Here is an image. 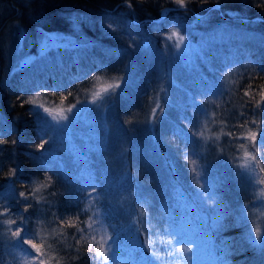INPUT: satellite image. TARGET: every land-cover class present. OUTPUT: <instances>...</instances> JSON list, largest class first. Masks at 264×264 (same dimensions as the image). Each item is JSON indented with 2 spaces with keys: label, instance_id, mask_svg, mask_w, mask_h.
I'll return each instance as SVG.
<instances>
[{
  "label": "trees",
  "instance_id": "obj_1",
  "mask_svg": "<svg viewBox=\"0 0 264 264\" xmlns=\"http://www.w3.org/2000/svg\"><path fill=\"white\" fill-rule=\"evenodd\" d=\"M258 4L264 5V0H194L185 11L177 9L173 0H0V136L7 141L0 145V213H7L0 215V264H13L10 248L31 251L12 235L18 225L23 226L22 235L39 229L47 236L32 238L46 253L34 259L31 251L32 264H39V259L50 264H97L84 222L89 219L90 203L99 206L100 200L68 180L64 170L59 172L45 158L46 151L36 149L44 132L48 139V131L36 104L28 102L40 97L49 104H73L100 76L129 77L124 92L131 104L117 109L125 122L132 121L134 111L145 118L149 102L161 93L162 98L166 89L173 95L168 106L161 100L162 119L156 122L157 111L149 128L144 123L121 131L127 154L121 173L128 171L133 177L137 173L135 197L143 189L153 199L154 192L172 183L187 194L188 190L211 191L217 201L223 200L221 190L226 195L236 193L229 196L232 199L241 197L237 185L226 178V174L234 176L236 168L225 158L235 159L246 150L256 156L260 179L264 178L260 171L264 149L258 151L243 139L249 128L264 129V11ZM74 19L79 33L73 31ZM37 30L90 42L89 63L84 66L83 61L73 60L30 78L14 76L6 81L3 60L15 45V33ZM173 30L203 47L196 66L185 69L165 63L170 74L159 79L163 65L157 55L171 45L168 37ZM159 55L170 58L169 53ZM170 77L175 83L171 89L167 88ZM197 113L203 114L201 120H195ZM221 131L226 135L217 141ZM160 162L164 167L154 166ZM151 174L157 180L150 179ZM197 175L203 183L200 189ZM227 214L224 234L231 236L227 244L234 248L228 264H264L254 246L241 237L247 230L235 215Z\"/></svg>",
  "mask_w": 264,
  "mask_h": 264
},
{
  "label": "rangeland",
  "instance_id": "obj_2",
  "mask_svg": "<svg viewBox=\"0 0 264 264\" xmlns=\"http://www.w3.org/2000/svg\"><path fill=\"white\" fill-rule=\"evenodd\" d=\"M41 32L37 30L26 32V34H24L25 32L15 33V45L9 51L7 50L6 61L3 60L8 71L6 81L14 76L30 78L40 71L46 72L73 60L83 61L84 66L89 63L90 42L71 35ZM79 32L81 31L77 29L76 33ZM41 34L51 35L52 44L50 46L56 48L45 56L40 55ZM186 42L189 47L178 52L176 37H172L169 48L159 53H169V60H166L165 56L157 55L163 65V69L160 71L163 74L158 75L159 79L170 74L165 63L169 62L171 66L179 68L184 66L185 69L191 65L196 66V60L200 56L203 46L187 40ZM27 57H31L32 62L26 61L29 64L23 66L22 61ZM114 70L113 66L110 71ZM127 78L129 77H97L84 92L78 95V100L73 104L62 102L49 104L40 97L38 98L40 100L35 102L45 128L47 120L52 125L46 129L48 143L44 150L47 156L45 158L48 162H54V167L59 172L64 170L67 179L77 184V187L81 186L88 193L91 191L93 200L95 197L100 200L99 206L93 202L90 203L89 219L84 222L88 231L86 237L91 241L93 249L96 251V242L106 235L112 237V240L108 245H105V249L108 250L111 245L109 256L111 257L115 253L113 260H109V264H149L142 253L150 256L153 264H228V258L232 254L230 251L234 250L231 247L230 249L227 244L232 241L231 236L224 234L223 221L228 212L235 215L234 218L241 223L243 231L247 230L241 236L247 240V243L250 239L255 238L254 229H261L260 243L251 244L250 247L254 246L261 259L264 260V188L259 183L260 176L256 163L253 160H245L243 151L235 159L225 158L236 168L233 171L234 176L230 173L226 174V178L231 179V184L237 185L235 191L240 193L241 197L237 195L232 199L229 196H234L236 193L226 195L221 190L223 200L217 201L211 191L206 193L202 190H188L191 198L189 200L185 196L187 192L174 188L176 187L174 183L169 184L164 190L160 189L159 192H154L153 199H149L148 192L143 189L137 192L139 197L134 196L135 191L138 190L135 186L138 184L136 183L137 173L134 177L128 171L121 173L122 165L127 161L126 145L121 138V131H124L125 126L130 128L129 130L143 127L144 123L149 128L151 124L153 125L152 121L157 111H159V117H156V122L162 119L161 113L164 109L161 106L162 98L168 106V103H173L170 99L173 95L166 89L162 98L160 97L161 93L149 102L145 118H141L138 111H134L131 115V117L134 116L132 121L125 122L123 115H120L117 109L126 107L128 103L131 104L128 100L129 96L124 92L128 86L125 84L129 80ZM169 81L167 88H174L175 83L172 77ZM113 84L119 85V87L108 88L107 91H104L105 87ZM159 85H161L160 89L164 87L162 81ZM96 93L99 95H95ZM40 105L43 107H39ZM73 106H75L76 116L67 111L69 107ZM44 107L54 110L64 109L63 114L70 117V120L61 121L57 125L56 120L43 111ZM167 108L169 109V107ZM202 117L203 114L197 113L195 120H201ZM225 132L216 134L217 141L223 139V136L226 135ZM248 143L252 145L251 141ZM239 149L241 150V148ZM160 165L164 167L161 162L154 164L157 168ZM224 178L225 175L221 176V179ZM150 179L157 180L154 179L153 174ZM166 179L168 178L166 177ZM195 180L193 178V185ZM197 181V185H195L200 189L203 183L198 175ZM92 184L95 185V188L91 187ZM96 186H102L100 191L96 189ZM202 193H206V195H202ZM249 197L253 201L250 204L247 203ZM190 201L201 207H195ZM225 210L228 211L225 212ZM142 211L146 215H142ZM209 216L222 217L217 228L208 227L206 220ZM170 224L174 225L173 231L169 227ZM175 234H178L185 243L196 242L193 260L188 259L190 253L176 251ZM236 235L238 234L236 233ZM24 236H31L35 241L47 237L39 229L32 231L29 235L26 232ZM142 243L143 249H141ZM26 249L31 248L26 245ZM31 251L34 252L32 249ZM31 251L23 253L15 246L9 249V256L12 257L13 264H32L34 260L30 257ZM97 264L100 262L97 261Z\"/></svg>",
  "mask_w": 264,
  "mask_h": 264
},
{
  "label": "snow or ice",
  "instance_id": "obj_3",
  "mask_svg": "<svg viewBox=\"0 0 264 264\" xmlns=\"http://www.w3.org/2000/svg\"><path fill=\"white\" fill-rule=\"evenodd\" d=\"M186 4V0H176L175 5L177 6V9H181V7L185 6ZM258 7H261V9H264V5L258 4ZM167 9H165L162 12V16L165 17L167 14ZM72 26H73V31H75L78 27H79V22L78 20L74 19L72 21ZM42 38L40 40V55L41 56H45L47 54H49V52L53 49L50 45L52 44L51 41V35H45V34H41ZM172 37H176L177 43H176V48H178V52L179 51H184L186 48L189 47V44L186 42L185 40V35L181 34L178 31L173 30L171 33V36L168 37V39H172ZM183 46V48H182ZM145 48L148 47L147 44L144 45ZM26 61H28L29 63L32 62V58L31 57H27L22 61L23 66H27L29 63H26ZM114 87H119V85H108L107 87L104 88V91H107L108 88H114ZM95 95H99V93H96ZM245 95H248V93L246 92ZM95 99V96H94ZM261 100L262 102H264V93L261 94ZM28 103L30 104H34L35 101H29ZM63 103V101H62ZM195 101H193V105H195ZM39 107H43V105H40ZM75 106L73 107H69L67 109L68 112H72L73 116H76L77 113L74 111ZM38 110V108L36 109ZM43 111L45 113H48L49 115H51L53 117L54 120H56L57 125H59L61 123V121H67L70 120V117L64 115V109H58V110H54V109H49L44 107ZM251 123L253 125H255L257 122L255 120L251 121ZM51 122H49L47 120L46 123V129L50 128ZM243 126V125H242ZM187 135H192L195 136V133H187ZM201 135H203L201 133ZM243 139H247L249 141H251V144L254 148H256L258 151L261 149H264V129H260L259 131H254L251 128H249L247 130V136L243 137ZM6 139L3 136H0V145H4ZM48 143L47 139H46V133L44 132V134H42L41 136V142L38 144V147L40 149L41 152H43L45 150V145ZM244 158L245 160H256V156L251 155L247 150L244 152ZM261 172H264V167L260 168ZM12 176L16 175V172H12L11 173ZM259 183L264 184V178H261ZM91 187L95 188V185L92 184ZM20 197H24V193H20L19 194ZM89 195H91V193H89ZM202 195H206V193H202ZM25 199H27L25 197ZM244 207H246L244 205ZM25 211H27V208H25ZM142 215H146V213H144L143 211L141 212ZM0 215H4L7 216V213H0ZM221 218H217V217H213V216H209L206 220V223L208 225L209 228L211 229H215L218 226V223L220 221ZM9 224H12L13 221L9 220L8 221ZM69 226H72L71 222H68ZM169 227L172 229H174V225L170 224ZM23 232V226L22 225H18L16 230H13L12 235L19 237L20 240L22 241L23 244L28 245L35 253V258H39L42 256H46V253L43 252L42 246L36 242H34V240L30 237L24 236L22 235ZM257 233L260 235V240L262 239L261 236V229L257 228ZM93 239H95L93 237ZM175 239L177 241V247H176V251L181 252V253H190L191 255L188 257L189 260H193L194 259V253L196 251V242L195 241H189L187 243L183 242L181 237L178 234H175ZM112 240V237L109 236H103L101 237L100 241H97V248L95 251V258L100 262V264H109V260L114 258L115 253H113V255L110 257L109 256V251H111V245H109L108 250L105 249V245L109 244V241ZM169 243H172V241H169ZM249 243L252 245H256L257 244V239L256 236L253 239L249 240ZM260 243V241H259ZM144 248L143 243L141 244V249ZM142 255L148 260L149 264H153L152 258L148 255H145L142 253ZM153 255H155L153 253ZM39 264H50V262L46 259H39Z\"/></svg>",
  "mask_w": 264,
  "mask_h": 264
},
{
  "label": "clouds",
  "instance_id": "obj_4",
  "mask_svg": "<svg viewBox=\"0 0 264 264\" xmlns=\"http://www.w3.org/2000/svg\"><path fill=\"white\" fill-rule=\"evenodd\" d=\"M173 2L175 3L176 0H173ZM191 2H194V0H186V4H185V6L181 7V9L186 11V10H187V4H188V3H191ZM202 2H206V0H202ZM129 7H131V5H129ZM257 7H258V6H257ZM261 10L264 11V9H261ZM177 50H179V49L177 48ZM21 107H23V104L21 105ZM4 143H7V141H5ZM13 143H14V141H13ZM36 149H37V150H40L39 147H38V145L36 146ZM14 171H15V170L13 169L12 172H14ZM259 229H260V228H259ZM254 235L256 236L257 244H259V241H260V235L257 233V228L254 229Z\"/></svg>",
  "mask_w": 264,
  "mask_h": 264
}]
</instances>
